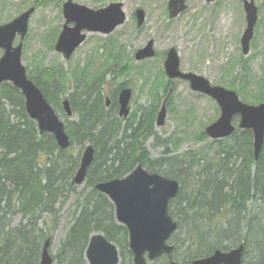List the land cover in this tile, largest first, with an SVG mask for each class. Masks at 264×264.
<instances>
[{"label":"trees","instance_id":"trees-1","mask_svg":"<svg viewBox=\"0 0 264 264\" xmlns=\"http://www.w3.org/2000/svg\"><path fill=\"white\" fill-rule=\"evenodd\" d=\"M103 48L101 56L89 54L83 67H74L71 80L56 61L50 66L35 62L28 71L57 111H63V99L71 87L68 97L76 118L63 112L70 148L58 147L52 134L40 132L18 88L9 82L0 84V264H40L45 242L54 237L67 205V232L54 255L58 264H87L85 250L92 232H103L117 244L121 264H134L128 230L116 221L114 205L95 185L123 177L139 163L181 184L169 204L178 222L170 239L175 250L148 264H168L181 257L182 264H191L217 249L229 250L242 243V264H264V146L256 159L251 130L237 129L226 139L209 140L219 149L215 165L198 158V148L178 157H153L146 145L150 138L153 146L172 143L176 147L175 140L165 141L155 127L158 91L164 88L167 94L171 82L163 69L147 66L150 60L134 65V57L117 39L108 38ZM128 73L144 79L154 103L125 118L118 115V91L127 84L117 83L116 78ZM199 137L208 140L205 131ZM85 140L94 146L95 158L85 188L78 191L80 185L73 177L81 150L76 153L74 143ZM238 156L239 162L234 160ZM17 215L22 221L12 225Z\"/></svg>","mask_w":264,"mask_h":264},{"label":"rangeland","instance_id":"rangeland-1","mask_svg":"<svg viewBox=\"0 0 264 264\" xmlns=\"http://www.w3.org/2000/svg\"><path fill=\"white\" fill-rule=\"evenodd\" d=\"M64 1L66 0H0V25L12 21L30 7H35L29 19L27 35L23 40L22 61L28 70L35 65V62L50 66L56 61L64 66L71 80L74 67L78 64L83 67L89 54L99 57L105 53L103 43L108 38L117 39L132 56L135 51L143 48L149 39H153L157 56L149 59L150 63H147V66L150 69H164V52L175 46L179 51L183 71L195 72L205 76L213 84L235 90L239 93L241 100L249 104L257 105L264 102V88L261 86L264 84L262 82L264 79V0H255L258 6V20L251 40V51L247 55L243 53L240 42L246 25L242 0L213 2L186 0L187 8L174 18L169 16V0H73L94 9L121 1L124 3L127 20L108 36L89 34L86 41L68 60L64 59L54 47L58 33L65 22L62 13ZM139 7L146 13L141 27L137 26L135 15ZM19 41L20 36L17 34L14 44L17 45ZM2 53L3 49H0V56ZM133 64L141 66L136 61ZM110 76L107 75V79ZM154 78L151 76L150 80ZM116 82H127V86L133 89L132 110L154 103L153 97L148 93L149 87H145L141 76L138 77L132 73L123 74L116 78ZM172 83L171 87L174 90L171 97V110L166 118L165 126L158 127L157 131L165 141L175 140L176 147L172 143L153 146V138L149 139L147 147L156 158L164 156L166 147L172 151L166 156L173 157H178L187 150L197 152L198 148L201 152L197 154V157L211 161L215 165L218 160V145H212L209 139L203 141L199 135L207 125L218 119L219 105L211 97L193 91L185 80L175 79ZM70 90H72L71 87ZM110 92L111 86L108 81L105 94L109 95ZM164 94L165 89H159L160 103L165 97ZM57 112L62 119H65L64 110L59 109ZM235 123L237 125L238 120ZM87 143H89L88 140H85L83 144L74 143L76 153L81 150L82 154ZM234 160L239 162L240 157H235ZM83 188L85 184L77 189L81 191ZM72 201L71 199L69 204ZM66 209L68 205L54 235L51 247L53 255L58 254L61 240L67 232ZM21 221V215H17L12 225H18ZM179 259L176 258L177 261L182 262V257ZM58 263L57 260L55 264Z\"/></svg>","mask_w":264,"mask_h":264},{"label":"water","instance_id":"water-1","mask_svg":"<svg viewBox=\"0 0 264 264\" xmlns=\"http://www.w3.org/2000/svg\"><path fill=\"white\" fill-rule=\"evenodd\" d=\"M214 1V0H207ZM246 12V27L241 37L242 50L250 51V43L258 19V8L254 0H243ZM123 2H112L106 7L94 9L67 0L63 5L65 23L55 44L57 52L69 59L75 50L85 41L88 33L110 34L125 23L127 14ZM170 17H176L186 8V0H169ZM35 10L31 7L12 21L0 26V48L4 53L0 57V83L9 82L20 89L25 99L26 111L35 120L41 133L52 134L62 149L69 148L71 139L66 132L64 121L59 117L53 105L46 99L42 90L27 74V67L22 61L23 39L28 31L30 15ZM145 11L136 10L138 26L145 20ZM72 24V25H71ZM20 42L14 45L16 35ZM156 55L154 40L135 52L137 61L152 58ZM169 78H180L189 81L191 89L212 97L220 107V116L205 129L212 139L230 136L236 129L234 119L239 117L238 127L253 132L255 158L258 159L264 146V102L257 105L243 102L235 90L220 85H213L206 77L194 72L180 69V58L176 47L167 52L164 63ZM172 90L170 91V93ZM132 96L130 88L120 93V115L128 116V106ZM169 97V96H168ZM166 97L157 115V125L162 126L167 117ZM69 115L72 109L68 99L63 102ZM166 152H170L167 148ZM94 159V147L88 145L82 155L81 163L74 175L73 182L82 184ZM95 188L106 194L115 207L116 220L126 226L129 232V247L135 264H147V259L154 260L161 255L171 254L174 246L169 243L178 223L169 213V203L180 191L176 179L159 173L149 172L142 164L123 178L99 182ZM51 238L45 242L41 264H52L50 253ZM245 245L230 250H215L211 255L192 261V264H242ZM86 259L89 264H118L119 248L103 233H92L86 248ZM169 264H181L175 260Z\"/></svg>","mask_w":264,"mask_h":264},{"label":"flooded vegetation","instance_id":"flooded-vegetation-1","mask_svg":"<svg viewBox=\"0 0 264 264\" xmlns=\"http://www.w3.org/2000/svg\"><path fill=\"white\" fill-rule=\"evenodd\" d=\"M125 82V81H124ZM124 82H121V83H124ZM127 83V82H126ZM128 85V84H127ZM127 85H125V86H123V87H121L120 88V86H119V91H118V102H119V98H120V93H121V91L123 90V89H125V88H130V89H132L130 86H127ZM72 90H70L69 91V94H70V92H71ZM132 91H133V89H132ZM132 97H133V94H132ZM108 99H109V101H108ZM132 100V99H131ZM106 105H107V107L110 105V95L109 96H107L106 95ZM131 108V107H130ZM133 111H135V110H132L131 109V112H130V114L133 112ZM120 102H119V111H118V115L120 116ZM130 116V115H129ZM121 117H123V116H121Z\"/></svg>","mask_w":264,"mask_h":264}]
</instances>
